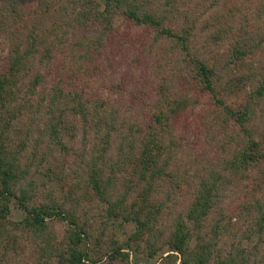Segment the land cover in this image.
Wrapping results in <instances>:
<instances>
[{"label":"trees","instance_id":"trees-1","mask_svg":"<svg viewBox=\"0 0 264 264\" xmlns=\"http://www.w3.org/2000/svg\"><path fill=\"white\" fill-rule=\"evenodd\" d=\"M30 1L0 0V263L30 241L41 264L129 252L160 264H264V0H199L198 14L191 0H34L25 11ZM134 58L167 76L126 109L125 93L138 98L122 77ZM200 94L218 107L205 132L219 161L184 169L192 191L179 211L167 178L203 133L189 135ZM56 161L83 183L71 204L35 180ZM235 181L250 192L230 204ZM87 202L99 210L97 235ZM234 214L244 225H231ZM127 224L123 241L104 237Z\"/></svg>","mask_w":264,"mask_h":264},{"label":"rangeland","instance_id":"rangeland-1","mask_svg":"<svg viewBox=\"0 0 264 264\" xmlns=\"http://www.w3.org/2000/svg\"><path fill=\"white\" fill-rule=\"evenodd\" d=\"M34 1V0H33ZM33 1L30 2H25L24 5H26L25 7V11H29V9L31 8V5L33 6ZM201 1V0H200ZM211 0H209L210 2ZM235 1V0H234ZM199 0H191V4H190V8L191 11H193L195 14H198L201 12V6L198 5ZM227 2H232V0H227ZM202 5H208L206 2L205 3H201ZM117 23L119 24V26L121 27L125 21H121V18L118 19ZM88 28H79L78 30H76L77 33H82L85 32ZM201 39V38H199ZM4 43L6 42V39L4 38ZM202 41V40H200ZM225 46V45H224ZM222 48V47H221ZM216 49V47H215ZM220 49V48H219ZM132 75H123L122 77H124L125 81L127 82V87L128 89H132V91H135L138 94V98L133 99L134 103H131V100H129V98H131V95L128 93H125V95L123 96V100L124 102L127 104L126 105V109L128 107V105H137L138 103V99H140V97L142 98L144 96V98H149L151 96V94H149L152 91V87L153 85H156L158 82H162L163 79L167 76V70H164L163 72H161V68H155L154 64H147V66H140V62H138L135 58L132 60ZM150 71V72H148ZM117 77V76H116ZM121 77V78H122ZM140 79V83H134L135 80ZM166 80H170L169 77H167ZM134 83V84H131ZM141 85V93L138 92V87ZM147 93V94H146ZM241 92H236L235 94L231 95L229 100H234V99H238L240 100L242 98L243 94H240ZM222 94V93H221ZM148 95V96H145ZM236 95H238V98H235ZM199 99V98H198ZM201 103L198 104L195 107V110L191 111L193 113L192 118L195 116L196 120H197V127H194L193 129L189 130V135L193 134L200 130V132L202 134L200 135H195L194 137H191V142L188 145V151L187 153L182 152L180 155V158L177 160L178 162V167L176 170V176L172 177V179H168L167 178V183L168 186L170 187V195L169 197L171 198L170 201L168 202L170 206H174L177 208V210H182L184 209V207L186 206V204L188 203V201L191 198V191H192V187H191V179L192 176L185 174L183 175V172L185 171L184 169L186 167H188L190 164H194L197 167H202V166H211L212 164L216 163L217 161H219L218 158V154L215 151V147H212V144L209 145L208 144V137L210 138L211 132L209 131V133H206L205 131L207 130L206 128V124L210 125V127H214L217 126L215 123H213L212 121L214 120V117L216 116V118H219V116L216 115V109L218 108L217 106L214 105V100L210 97H208L207 95H203L201 96L200 94V100ZM201 107L207 109V110H201ZM199 109V114L201 115H205L204 118L196 115V111ZM122 112H125V110H121ZM134 111H136L134 109ZM127 114H129V112H127ZM128 116V115H127ZM208 118L207 122L204 121V119ZM192 134V136H193ZM207 136V137H205ZM16 130L13 132V140L12 142L16 143ZM60 158V157H59ZM70 164L69 163H58V161H56L55 163H53V171H55V173L47 171L44 166H40L41 169L37 172H34V177L36 178L35 180L37 181H44L46 184L41 186L40 190L42 193H46V189L53 187V196H55V199L58 200H63L65 198H63V192H68L67 194V201L68 203L71 204V201H73V197H76L77 199L79 198L80 193H83L84 187H83V183L78 186L76 185L77 183V178L73 179L72 175L69 173L71 170L68 169V166ZM218 165V163L214 164L213 167H216ZM264 167V164L263 166ZM259 167V168H261ZM256 172L259 171V169L255 170ZM260 174V173H259ZM258 173H253L252 177L257 176ZM261 175V174H260ZM262 176V175H261ZM33 177V178H34ZM70 182H74V185H71ZM246 182V181H245ZM234 184H238L236 187L234 186H228V197H227V202L230 200V204H235L237 203L238 199L244 194L247 193L249 194L250 190L246 189L245 190L242 188L241 184L233 182ZM177 186V187H176ZM252 192V191H251ZM69 193H71V195H69ZM40 194H38L39 196ZM73 196V197H72ZM82 207H85V209H89L88 213H89V222L92 223L95 227H93V233L94 235H97V233H99V228H98V215H96V213H98L99 210L95 209V208H91V203L87 202L85 203ZM226 210V213H230L232 210ZM22 216V212L15 206L12 205V211L11 214L9 215V219L11 220H17ZM231 225L235 226V227H239L244 225V220L243 217H240L237 214H234V218H233V223H231ZM53 226V225H52ZM54 228L57 230H59V228H62V226H60L59 224H54ZM132 230V226L131 224H127V225H123L121 228H119L118 230L114 232H107L104 237L108 240H110V238H117L119 241H123V239H125L127 237V235L130 233V231ZM19 237H23V236H18ZM22 240V239H21ZM107 240V241H108ZM255 241V238H252L250 240H246L245 242H243V244L247 247H250L253 245ZM25 243H27L26 248L22 249V250H17V251H11L8 250V264H41L44 263L43 260L44 258L38 255V252L36 253L34 251V245L32 242L30 241H26ZM92 248H94V244H91ZM126 251V250H124ZM42 258V259H41ZM160 255L154 257L152 260H147L145 259L142 255H135L131 252H129V261L126 260H118V259H114L112 257H105L102 260H100L98 262V264H160ZM1 264V263H0ZM165 264V263H164Z\"/></svg>","mask_w":264,"mask_h":264}]
</instances>
